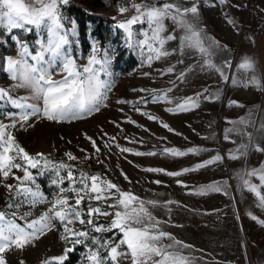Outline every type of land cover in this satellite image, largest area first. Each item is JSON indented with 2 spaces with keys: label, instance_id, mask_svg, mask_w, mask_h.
<instances>
[{
  "label": "rangeland",
  "instance_id": "obj_1",
  "mask_svg": "<svg viewBox=\"0 0 264 264\" xmlns=\"http://www.w3.org/2000/svg\"><path fill=\"white\" fill-rule=\"evenodd\" d=\"M73 1V0H72ZM97 13L121 15L116 24L105 22L102 30L106 36L104 44H100L92 30L94 23L89 24L90 49L83 51L78 39V24L67 14L66 5L59 4V12L63 17L65 29H72L75 25V35L69 34V45L65 50L80 67L88 64L89 57L95 55L96 59L106 64H96L98 70L103 68L100 79L111 84L107 92V99L98 112L86 115L81 119L65 122L49 121L42 115L29 119L24 127L17 123L9 129L16 142L40 163L35 167L44 173L50 180L56 179L53 166L64 162L77 164L81 169L75 170L69 166L60 169L61 176H66L71 169L77 180L81 172L95 174L119 186L122 191L131 192L144 201H157L156 206L147 205L151 214L161 221L159 228L170 233L176 240L187 247L177 246L181 255L187 258V264H264V250L258 251L259 260L251 261L247 258V244L243 245V188H239L238 177L242 168L240 158L250 155L255 162L259 152L247 150L246 155L240 156L235 163L225 164L224 159L230 154L239 155L236 149L243 144V136L229 133L230 139L225 140V130L232 128L229 121L238 122L241 117L250 121L248 126L237 124L241 129L251 128L257 109L264 105V31L252 36L253 28L259 22H264V0H74ZM152 1V2H150ZM149 5H162L173 3L182 8H191L195 4L198 14L187 15L189 22L201 30L205 45L218 41L221 47H212L211 60L216 67L222 69L227 80L215 68L204 65V57L191 48L181 50L180 38L184 31L171 20L164 21L165 31L161 34H172L176 39L167 41L164 45L171 54L159 60L153 59L149 64L148 49H141L134 41L143 40L146 23L132 25L133 40L129 41L127 33L119 24L135 15L133 3ZM120 7L128 9L121 13ZM251 7V8H250ZM231 21V23H229ZM31 31L13 29L11 33L0 27V88L11 90L13 97L29 96L27 88H15L6 68L7 57H18L19 46L12 39L15 35L22 42H26L29 51L34 55L38 50V40L47 39L46 30H37L34 26ZM91 31V32H90ZM256 40V41H255ZM257 42V45L256 43ZM254 46V51L252 45ZM93 48L96 49L93 52ZM125 50V56L131 52L134 56V66L128 64L118 54ZM175 50V51H173ZM245 58L254 62V72L244 70L239 65ZM257 63H256V60ZM29 62L32 63L30 57ZM230 62V66L226 64ZM257 64L259 69L257 68ZM169 67L172 72H167ZM147 73V75H145ZM183 74V79L179 77ZM253 75L258 84L251 83ZM60 75L53 70V79H60ZM241 79L242 85L233 83ZM261 78H263L261 80ZM170 90V91H169ZM166 99L155 100L154 97ZM218 97V98H217ZM188 98H192L189 102ZM125 103H118V101ZM237 101L243 107L230 105ZM34 102V101H31ZM195 102L198 107H192ZM178 104H186L187 110H177ZM171 109V111H169ZM10 102L0 101V123H11L8 113L18 112ZM151 115L156 119H149ZM167 124L165 128L162 125ZM31 125V126H28ZM171 129V131L169 130ZM91 138V139H89ZM92 141H95V148ZM234 141V142H233ZM99 151H96V149ZM130 149L128 152L121 149ZM166 149H177L186 153L183 156H173ZM189 149H198L189 152ZM42 153L45 159L37 156ZM71 153L76 159L72 160L66 155ZM136 153H144L137 155ZM147 153H153L147 155ZM219 155L220 160L204 167L197 165ZM16 163H24L19 157ZM163 169L161 172L147 171L146 169ZM183 169H193L183 172ZM35 183L25 181L23 186L36 187L52 200L58 192L56 185L47 194L28 167ZM181 172L180 176H169L167 172ZM236 173L234 178L233 174ZM24 172L12 169L7 180L0 176V211L10 214L17 212L18 216L31 211L28 221L36 219L50 205L38 204L35 208L24 201L23 195L10 193L5 184L14 187L21 184L14 177H23ZM127 177V179L125 178ZM213 180V183H206ZM159 181V183H156ZM231 182L232 188L229 189ZM226 186L221 189L220 186ZM208 185L219 187L220 191L207 190ZM63 187H69L65 180ZM79 186V185H77ZM228 186V187H227ZM206 189L199 194L200 189ZM70 197V204L75 203L73 193H65ZM173 201L168 204L166 202ZM9 203H20L19 209L9 208ZM89 201L82 207L87 209ZM93 205L99 203L102 209L104 202L91 201ZM112 203V201H108ZM112 211V209H107ZM98 223H110L111 217H93ZM17 223L24 224L25 220L17 218ZM55 227L26 245L23 249L12 247L4 253L7 264H60L53 259L65 254V248L72 247L76 252L77 260L74 264H89L86 255L90 248H96L91 240L81 244H69L61 240L64 233L62 223L56 219ZM75 229H85L86 225L76 222ZM119 230L111 232H90L89 236H96L101 240L118 241L121 237ZM164 244L171 243L167 238ZM121 247H124L123 245ZM261 247V246H260ZM252 249V247H251ZM102 254L104 250H100ZM244 251V254H243ZM253 251V250H252ZM69 256L67 253L66 258ZM248 257L250 255L248 254ZM121 264H130L122 261Z\"/></svg>",
  "mask_w": 264,
  "mask_h": 264
},
{
  "label": "snow or ice",
  "instance_id": "obj_2",
  "mask_svg": "<svg viewBox=\"0 0 264 264\" xmlns=\"http://www.w3.org/2000/svg\"><path fill=\"white\" fill-rule=\"evenodd\" d=\"M68 0H0V27L7 29L9 33L13 29H23L31 31L34 26L37 30H46L47 39L38 40V50L33 55L29 51L28 44L22 42L17 36L13 35L12 39L19 46L18 57H7L5 71L10 78L16 81L15 88H27L31 94L29 96L13 97L11 90L0 88V101L10 102L11 105L18 109V112L8 113L11 123L5 125L0 123V176L7 180L12 169H19L24 172L23 177H14L20 181L19 186L5 184L4 186L10 193L15 192L17 196L23 195L24 201L35 208L38 204L47 203L50 206L43 211L39 217L28 221L26 218L31 216V211L25 212L18 216L17 212L10 214L0 211V264H7L4 253L12 247L23 249L26 245L32 244L35 240L45 235L55 227L54 221L58 219L64 228L61 234V240L69 244H81L85 240H91L96 248H90L86 259L89 264H121L122 261H130V264H187V258L181 255L177 246L187 247L181 241L176 240L170 233L160 230L161 221L155 218L149 211L147 205L156 206L157 201H144L131 192L122 191L118 185L111 181L105 180L95 174H86L81 172L77 180L73 171L69 169L66 176H61L60 169L67 167L63 163L53 166L55 168L56 179L51 183L56 185L58 192L52 200H49L38 187L23 186L25 181L35 183L32 174L28 171V166L35 168L40 163L36 157L30 156L23 147H21L11 135L9 129L14 128L17 123L24 127L32 117L43 116L49 121L65 122L74 119L84 118L93 112H98L102 106L106 107L104 101L107 99V92L111 90V84L100 79V73L103 70L94 67L96 64H106L96 59L95 55L89 57L88 64L78 66L76 61L65 50V46L70 44L69 34L75 35V25L73 22L72 29H65L62 22L63 17L59 12V4H66ZM224 3L225 0H220ZM132 8L135 15L119 24L128 35L129 41L133 40L132 25L137 23H146L148 30L143 33L144 39L134 41L141 49L145 46L149 55L147 62L150 64L153 59L159 60L171 53L165 49L167 41L176 39L172 34L162 36L165 31L164 21L171 19L178 28L184 31L180 38L181 50L191 48L197 50L202 57L203 63L209 68H215L217 72L224 75L222 69L216 67L211 60L212 52L210 49L221 47L218 41H212L211 44L205 45L201 30L186 18L189 13L193 16L198 14V8L195 4L191 8H182L173 3H164L162 5H149L144 3H133ZM121 13L127 12L128 9L120 7ZM231 23V21H229ZM96 49L93 48V52ZM175 51V50H173ZM32 63L29 62V58ZM230 66V62H226ZM241 69L251 70L254 72V62L250 58H245L239 65ZM53 70L60 79H53ZM173 68L169 67L167 72H172ZM147 75V73H145ZM183 79V74L179 77ZM235 83V81H233ZM251 83L258 84V80L253 75ZM170 91V90H169ZM218 98V97H217ZM155 100L166 99L163 97H154ZM189 102L192 98H188ZM34 101V102H31ZM125 103V101H118ZM230 105L243 107L237 101H231ZM192 107H198L195 102L191 103ZM177 110H187L186 104H178ZM171 111V109H169ZM149 119H156L149 115ZM233 124L232 128L225 130V140H229V133H236L240 136H246L249 143L252 142V133L241 129L237 124L248 126L250 121L243 117L238 122L229 121ZM31 126V125H28ZM165 128L167 124L162 125ZM171 131V129H169ZM258 131L264 132V124L260 125ZM91 139V138H89ZM234 142V141H233ZM95 148V141H92ZM247 144H241L236 152L239 155L230 154V158L239 159L240 156L246 155ZM257 151H264L259 145H255ZM96 151H99L97 148ZM121 151L128 152L130 149L124 148ZM173 156H183L186 153L177 149H166ZM189 152H197L198 149H189ZM144 155V153H136ZM153 153H147L152 155ZM69 159L75 160L71 153L66 154ZM41 159H45V167L51 164L44 158L42 153H37ZM19 157L24 163H16ZM219 155L205 161L204 164L197 165V168L204 167L207 164L215 163L220 160ZM152 172H161L163 169H146ZM193 169H183L188 172ZM259 174V179L264 182V163L260 169H253L246 173V176H255ZM169 176H180L181 172H167ZM127 179V177H125ZM243 179V177H242ZM65 180L68 181L69 187L62 185ZM249 190L260 193L255 185H251L248 179H243ZM159 183V181H156ZM79 185V186H77ZM207 190L220 191L215 185H208ZM206 189H200L199 194H204ZM73 193L75 203L70 204L69 200L73 197L65 193ZM89 201L87 209L82 207L85 201ZM91 201L104 202L105 207L102 209L99 203L93 205ZM112 201V203H108ZM261 202L264 203V196H261ZM168 204L173 201L166 202ZM9 208L19 209L20 203H9ZM107 209H112L108 211ZM111 217L110 223H98L93 217ZM17 218L25 220L22 225L17 223ZM255 219V217H253ZM79 222L86 225L85 229H75L69 227ZM119 230L122 234L118 241L101 240L96 236H89L90 232H111ZM167 238L171 243L164 244ZM124 247H121V246ZM104 250V253L100 251ZM72 247L65 248V254L53 258L63 264L67 253L72 252ZM21 264H24L21 261ZM44 264H50L45 261Z\"/></svg>",
  "mask_w": 264,
  "mask_h": 264
},
{
  "label": "crops",
  "instance_id": "obj_3",
  "mask_svg": "<svg viewBox=\"0 0 264 264\" xmlns=\"http://www.w3.org/2000/svg\"><path fill=\"white\" fill-rule=\"evenodd\" d=\"M258 34H260V32L253 33L251 35V41H252V36L254 35L255 37ZM255 43L257 45V42ZM252 48L254 51L253 45ZM257 68L259 69L258 64H257ZM241 71H243V69ZM262 79L263 78H261V80ZM241 81L242 80L240 78L235 80L236 82L235 84H238L235 86H239L240 88V86L242 85ZM262 86H264L263 80H262ZM261 124H264L263 104L257 109L255 118L251 124V128L246 129V131L252 133V142L249 143L248 138L246 136H243V144L248 145L247 150H251L256 153L259 152L260 157L255 162H253L252 160L253 158H251L250 155L240 158L239 160L240 165H242V168H240L241 171L238 177V182H239V188L240 189L243 188V235H244L243 245L244 243L247 244L246 254H247V258H250L251 261L259 260V257L258 256L255 257L254 254L258 255V251L264 250V203L261 202V196H264V182H262L259 179L260 173L251 177L246 176L247 172H250L253 169H260L261 164L264 163V151H257L255 148V145H259L261 148H264V132L258 131ZM224 161L225 164L235 163V160H232L231 158H225ZM233 176L235 178L236 173H234ZM242 177L243 179H248L251 185H255L260 195H257L256 192L250 191L248 186L244 184ZM206 183L207 184L213 183V180L210 181L206 180ZM220 188L226 189L225 184L224 186H220ZM228 188L229 189L232 188L231 182ZM253 217H255V219H253ZM248 254L250 255V257H248ZM263 260L264 259H262L261 261Z\"/></svg>",
  "mask_w": 264,
  "mask_h": 264
},
{
  "label": "trees",
  "instance_id": "obj_4",
  "mask_svg": "<svg viewBox=\"0 0 264 264\" xmlns=\"http://www.w3.org/2000/svg\"><path fill=\"white\" fill-rule=\"evenodd\" d=\"M152 2V1H150ZM67 14L72 16L77 24H78V39L81 45V49L83 51H88L90 49V41H89V24L94 23L95 27L92 30L97 36L100 44H104L106 41V36L103 33L102 27L105 22L116 24L119 22L121 15L112 16L110 14L104 13H97L90 8L84 6L83 4L76 2V1H69L68 4H65ZM251 8V7H250ZM91 32V31H90ZM125 50H122L117 58H122L124 61L129 65L128 68L134 66V56L131 52H128L125 56ZM67 166L78 170L77 168L81 169L79 165L72 164L68 162H64ZM30 167V166H28ZM32 172L35 173V178L39 182L43 191L47 194H51V188L53 187L52 184L49 182L50 176L48 177L44 173L38 172L35 168H32ZM120 235V233H118ZM77 260L76 252H70L69 256L63 261V264H74Z\"/></svg>",
  "mask_w": 264,
  "mask_h": 264
},
{
  "label": "built area",
  "instance_id": "obj_5",
  "mask_svg": "<svg viewBox=\"0 0 264 264\" xmlns=\"http://www.w3.org/2000/svg\"><path fill=\"white\" fill-rule=\"evenodd\" d=\"M264 31V22H259L257 26L253 28V33L262 32Z\"/></svg>",
  "mask_w": 264,
  "mask_h": 264
},
{
  "label": "water",
  "instance_id": "obj_6",
  "mask_svg": "<svg viewBox=\"0 0 264 264\" xmlns=\"http://www.w3.org/2000/svg\"><path fill=\"white\" fill-rule=\"evenodd\" d=\"M69 1H72V0H68V2H67L66 4H68V3H69Z\"/></svg>",
  "mask_w": 264,
  "mask_h": 264
}]
</instances>
